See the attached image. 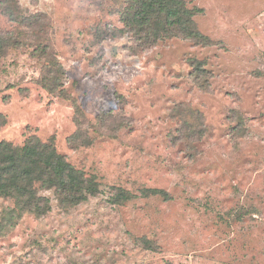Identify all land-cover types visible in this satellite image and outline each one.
Returning <instances> with one entry per match:
<instances>
[{"label": "rangeland", "instance_id": "374dc122", "mask_svg": "<svg viewBox=\"0 0 264 264\" xmlns=\"http://www.w3.org/2000/svg\"><path fill=\"white\" fill-rule=\"evenodd\" d=\"M185 2L213 43L140 48L119 33L126 0H0V139L52 142L100 183L67 210L46 192L48 214L0 231V264H264V0ZM54 62L61 94L40 84ZM179 102L208 126L196 153ZM117 188L136 197L112 203ZM12 205L0 196V214Z\"/></svg>", "mask_w": 264, "mask_h": 264}, {"label": "trees", "instance_id": "16d2710c", "mask_svg": "<svg viewBox=\"0 0 264 264\" xmlns=\"http://www.w3.org/2000/svg\"><path fill=\"white\" fill-rule=\"evenodd\" d=\"M193 10L185 0H126L121 13L124 26L119 33L132 34L137 46L143 49L174 36L193 38L202 45H207L209 41L213 43L193 25ZM190 62L195 69L194 76L201 81L200 86L206 87V81L202 80L207 72L205 64L195 58ZM63 69L60 62L50 63L40 84L52 93L61 94ZM196 111L189 103L179 102L169 114L174 122L181 119L179 132L192 153L198 151L196 143L208 131L203 116ZM233 117L244 121L242 112L235 111ZM5 123V117L0 114V127ZM79 131L72 137V142L77 143L80 139L82 126ZM46 192H52L58 205L67 210L96 196L100 192V183L95 176L86 174L69 162L52 142L32 136L22 146H16L0 139V196L13 200V205L0 214V231L15 226L25 214L38 217L48 214L52 210V200ZM158 192L166 193L159 189L144 190L145 195ZM134 197L136 195L132 192L117 188L111 201L122 204ZM141 242L145 249L155 251L151 240L141 238Z\"/></svg>", "mask_w": 264, "mask_h": 264}]
</instances>
